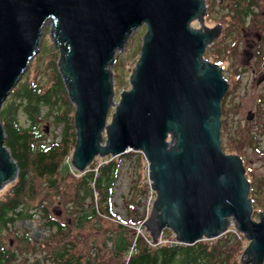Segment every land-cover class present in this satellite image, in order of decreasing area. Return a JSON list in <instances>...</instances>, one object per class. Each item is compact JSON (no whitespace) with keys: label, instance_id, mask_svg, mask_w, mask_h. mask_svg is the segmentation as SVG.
I'll return each mask as SVG.
<instances>
[{"label":"water","instance_id":"obj_1","mask_svg":"<svg viewBox=\"0 0 264 264\" xmlns=\"http://www.w3.org/2000/svg\"><path fill=\"white\" fill-rule=\"evenodd\" d=\"M205 13L204 0H0V109L47 27L74 106L71 167L83 173L96 156L141 152L156 193L142 222L153 242L164 230L183 244L214 239L232 222L248 241L241 263L263 264L264 209L252 218L243 161L221 147L228 83L203 57L220 34L219 25H204ZM141 26L130 87L115 101L111 67ZM4 141L0 121V191L18 174Z\"/></svg>","mask_w":264,"mask_h":264},{"label":"rangeland","instance_id":"obj_2","mask_svg":"<svg viewBox=\"0 0 264 264\" xmlns=\"http://www.w3.org/2000/svg\"><path fill=\"white\" fill-rule=\"evenodd\" d=\"M228 1H211L214 3V10L212 9V13L205 23L211 25L224 22L225 33L216 45L217 53L210 51L207 53V58L225 66L222 67V73L227 80L228 89L221 103V147L225 153L241 157L245 175L250 182L248 196L252 201L258 198L257 202L253 201L252 203V218L258 220V212L264 209V0H256V6L251 8L252 13L249 16L241 13L244 19L237 23L234 22L235 15L230 11ZM193 25L194 22H192ZM234 27L237 29L235 30ZM144 31L145 26L134 31L129 36L125 48L116 54V59L111 67L115 101H118L121 90H127L130 87L128 79L138 58ZM257 34L260 35L259 39H257ZM249 42L257 44L260 55L258 58L249 59L245 55V52L251 50L248 46ZM259 45L262 46L261 49ZM56 56H58V50L54 47L46 27L41 39L40 51L31 60L28 69L17 84L24 79L25 74L30 79L34 78L36 74L37 78H41V80L48 79ZM256 59L259 60L254 66ZM8 97L5 101L8 100ZM113 111L114 108L111 107L108 113V122ZM248 112L253 113L252 119L247 118ZM19 117L21 123L26 124L27 118L24 112H21ZM40 127L46 128L43 132L47 142L52 140L55 134L57 135L56 140H58L60 128L52 122V115L43 118ZM121 155L119 175L114 184L112 196V212L118 219L99 212L96 193L94 200L89 199L87 204L94 205L98 212L97 215L100 217H93L91 220L85 221L82 226H76L74 204L70 199L74 196V185L77 186L79 175L72 174L70 171L69 175L61 182L59 189H47L44 182L37 180V195L34 198L27 197L25 200L29 212L37 214L31 220H18L9 230H2L0 241L18 252V260L22 261L27 258L31 261L34 257L42 255L45 251L43 250L46 243L44 240L52 236L54 230L43 225L40 213L34 209L41 204L48 207L51 217H55L62 224L67 225L68 230L70 229V239L76 243V250L85 257L95 251L99 252L102 258L110 256L108 236L112 238L119 230L120 227L116 225L119 223L118 221L122 224L126 223L123 224L127 229L125 236L130 241H133L137 234H143L142 230L144 233L147 232L145 228L142 230L140 228L141 231H138V220L133 224L129 221L130 216L142 220L148 217L156 198L155 191L150 190L147 162L142 153L133 150L111 158L115 159ZM105 157L96 156L88 167L97 170V167L104 163L102 159ZM68 161L69 158L65 159V162ZM11 184H7L0 191V195H5ZM63 190L66 191L64 195H62ZM131 202L134 203V210L128 209V203ZM170 233H172L170 230H164L162 237L165 236L166 241H163L162 244L173 240L174 235ZM229 233L228 237L238 242L239 249L243 251L248 245L244 236L233 231L232 225ZM24 235H28L32 242L24 243L21 239V236ZM53 246H55L53 242H50L49 247L53 248ZM129 252L130 249L124 256V261L128 258Z\"/></svg>","mask_w":264,"mask_h":264},{"label":"trees","instance_id":"obj_3","mask_svg":"<svg viewBox=\"0 0 264 264\" xmlns=\"http://www.w3.org/2000/svg\"><path fill=\"white\" fill-rule=\"evenodd\" d=\"M247 8H250V4L244 2L239 10L247 13ZM57 60L58 56L48 79L41 80L37 74L30 79L25 74L0 109V121L5 131L4 144L18 166L16 179L6 194L0 195V233L4 229L9 230L18 220H31L37 214L30 213L25 204L27 197L34 198L37 195V180L44 182L47 189H59L70 171L79 175L77 186L74 185V196L70 199L74 204L76 226H82L93 217H100L94 205L87 204L89 199L94 200L96 193L99 212L108 217H117L112 212V196L122 155L115 159L111 156L103 158L104 163L97 170L88 167L87 171L79 173L71 167L70 159L75 144L74 106L67 97ZM21 112L27 118L26 124L20 121ZM49 115H52L55 126L60 128V134L58 140L55 134L47 142L43 132L45 127L42 129L40 122ZM67 158L69 161L65 162ZM65 192L63 190L62 195ZM257 200L253 199L254 202ZM34 209L40 213L43 225L54 230L53 235L44 240L45 251L31 261L27 258L21 261L18 260L17 251L0 241V264H242L240 245L228 237L229 232L216 239H203L194 244L169 242L153 245L147 232L144 236L136 235L130 241L125 236L127 229L120 221L116 224L119 230L112 238L108 236L110 256L102 258L95 251L85 257L76 250L75 241L70 239V229L51 217L46 205L41 204ZM128 209L134 210V203H128ZM137 220L141 221L129 217L130 223ZM21 239L26 244L32 242L28 235L21 236ZM50 242L55 245L53 248L49 247ZM130 247H133L132 252L124 261Z\"/></svg>","mask_w":264,"mask_h":264},{"label":"flooded vegetation","instance_id":"obj_4","mask_svg":"<svg viewBox=\"0 0 264 264\" xmlns=\"http://www.w3.org/2000/svg\"><path fill=\"white\" fill-rule=\"evenodd\" d=\"M211 1L212 0H204L205 5H206V13L204 15L203 22H204V25L206 27H209V28H212V27H215L216 25H219L220 26V34H219V36L210 45H208L205 48L203 57L205 59H207L208 61H210V60L207 58V53L210 52V51H214V53H217L216 51H218V49H217L216 45L218 44V42H219L220 38L222 37V35L225 33V24H224V22H221V23L217 22V23L211 24V25L205 23L206 19L211 15L212 9L214 10V6H213L214 3H212ZM244 2L250 4V8H247V10H248L247 13H244L243 11H240L239 10L240 5L242 3H244ZM228 4H229V7H230V11L235 15V18H234L235 21L234 22L237 23V22L243 21V19H244V18H242L241 13L243 15L249 16L252 13L251 12V8L252 7H255L256 4H257V2H256V0H232V1L229 0L228 1ZM229 7L227 8V10L229 9ZM242 8H243V6H242ZM193 22H194L193 27H195V28H200L201 27V23H200L199 19H195ZM191 25H192V23H191ZM234 28H235V30L237 29V27H234ZM256 36H257V39L260 38V35L259 34H257ZM248 46L251 48V50L245 52V55L248 56L249 59L258 58L260 55L258 54L259 50H257V44L255 42H249L248 43ZM259 48L261 49L262 46L259 45ZM256 60L257 61L254 63V66L256 65V63L258 62L259 59H256ZM210 62L218 64L217 62H213V61H210ZM218 65L221 68L222 67H225V66H221V63L220 62H219Z\"/></svg>","mask_w":264,"mask_h":264},{"label":"built area","instance_id":"obj_5","mask_svg":"<svg viewBox=\"0 0 264 264\" xmlns=\"http://www.w3.org/2000/svg\"><path fill=\"white\" fill-rule=\"evenodd\" d=\"M150 190H151L152 192L154 191L151 187H150ZM140 228H141V230H142L141 225H138V231H141ZM233 231H235V232H237V234H239V232L236 231L235 229H233ZM141 233H143V234H140V235L144 236V232H143V230H142ZM137 235H138V234H137ZM163 241H166V240L160 238V240H159L157 243H152V244H153V245H156V244L159 245V244H161ZM170 242H173V241H170ZM132 249H133V247H130V252H129L128 256L131 254Z\"/></svg>","mask_w":264,"mask_h":264},{"label":"bare ground","instance_id":"obj_6","mask_svg":"<svg viewBox=\"0 0 264 264\" xmlns=\"http://www.w3.org/2000/svg\"><path fill=\"white\" fill-rule=\"evenodd\" d=\"M10 95V94H9ZM178 242V241H177ZM179 243V242H178Z\"/></svg>","mask_w":264,"mask_h":264}]
</instances>
